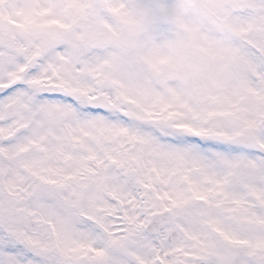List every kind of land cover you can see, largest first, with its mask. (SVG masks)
Masks as SVG:
<instances>
[{
	"label": "snow or ice",
	"instance_id": "snow-or-ice-1",
	"mask_svg": "<svg viewBox=\"0 0 264 264\" xmlns=\"http://www.w3.org/2000/svg\"><path fill=\"white\" fill-rule=\"evenodd\" d=\"M0 264H264V0H0Z\"/></svg>",
	"mask_w": 264,
	"mask_h": 264
}]
</instances>
